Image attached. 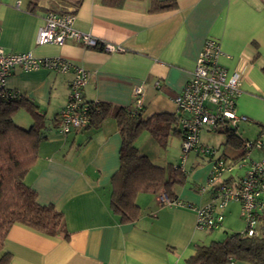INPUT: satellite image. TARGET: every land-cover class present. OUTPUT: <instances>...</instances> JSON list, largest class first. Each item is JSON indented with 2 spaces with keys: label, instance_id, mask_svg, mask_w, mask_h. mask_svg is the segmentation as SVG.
I'll list each match as a JSON object with an SVG mask.
<instances>
[{
  "label": "crops",
  "instance_id": "0c3cea01",
  "mask_svg": "<svg viewBox=\"0 0 264 264\" xmlns=\"http://www.w3.org/2000/svg\"><path fill=\"white\" fill-rule=\"evenodd\" d=\"M176 2L175 9L156 12L150 11L151 0H128L122 7L82 0L76 10L65 4L62 9H74L76 28L122 47L110 52L74 40L63 45L38 44L39 28L49 9L60 6L57 0H39L33 11L29 0H0V47L40 58L59 57L82 67L88 73L82 90L88 102L135 108L134 89L141 87L143 117L149 118L158 113L178 116L175 97L190 80L205 42L216 39L224 52L220 63L230 74L242 76L236 111L248 119L240 121L234 132L252 122L261 127L260 137L264 134V0ZM73 77V69L24 71L17 67L7 79V86L35 103L43 117L46 138L25 182L36 190L40 204H54L64 213L65 231L48 236L13 224L0 251V264L6 254L4 264H189L196 245L204 244L193 209L163 204L159 193H140L136 202L141 215L136 222L121 223L111 211V178L119 168L122 145L116 119L109 116L98 127L69 133L58 130L57 115L66 104ZM14 120L24 128L34 122L25 110L18 111ZM235 137L243 139L239 134ZM200 141L209 145L207 139ZM226 141L224 146L239 149ZM136 145L155 165L176 163L177 157L171 158L168 148L162 150L147 131ZM180 153L179 139L178 157ZM217 153L232 160L241 152ZM263 156L262 150L251 153L253 159ZM213 159L189 155L187 182L173 187L179 200L199 205L211 199L210 192L200 193L197 188L206 183ZM189 175L192 180L188 181Z\"/></svg>",
  "mask_w": 264,
  "mask_h": 264
},
{
  "label": "built area",
  "instance_id": "2783aa9c",
  "mask_svg": "<svg viewBox=\"0 0 264 264\" xmlns=\"http://www.w3.org/2000/svg\"><path fill=\"white\" fill-rule=\"evenodd\" d=\"M74 9H49L43 25L39 28L38 44L63 45L69 40L77 41L86 47H101L105 51L122 50L119 45L106 42L75 26ZM224 54L220 43L213 38L205 42L199 53L190 80L183 91L175 97L178 127L182 133L180 161L174 167L188 174L187 160L191 153L197 156L214 158L205 184L199 186L200 193L210 192L211 199L204 204H193L172 199L162 189L159 193L163 204L178 205L193 209L197 215V228L213 231L223 225L224 210L230 201L241 204L246 222L245 235L257 234L260 219L264 217V156L253 159V149L264 152V134L254 141L243 140L241 153L236 159L229 160L217 153L213 146L200 141L203 129L219 132L225 128L235 130L246 115L236 111V99L241 94L242 76L230 74L219 59ZM33 71L47 68L56 72L74 70L66 104L57 115V128L63 133L79 131L90 127L94 102L83 99L82 90L88 80V73L82 67L72 65L59 57L40 58L31 52H7L0 47V99L19 98L22 94L7 86V79L15 68ZM157 87L161 86L156 81ZM135 110L143 108V90L134 89ZM245 169L242 175L234 173ZM233 262V261H232Z\"/></svg>",
  "mask_w": 264,
  "mask_h": 264
},
{
  "label": "trees",
  "instance_id": "16d2710c",
  "mask_svg": "<svg viewBox=\"0 0 264 264\" xmlns=\"http://www.w3.org/2000/svg\"><path fill=\"white\" fill-rule=\"evenodd\" d=\"M74 6L82 0H61ZM128 0H101L105 5L122 7ZM39 0H29L30 10L37 8ZM177 6L176 0H151L150 11H169ZM101 48V47H100ZM264 71V67H263ZM90 126L98 127L104 119H116L122 137L119 151V168L111 178L110 209L121 223L136 222L141 208L136 199L140 193H160L164 189L172 199H177L175 185H184L188 175L172 164L155 165L148 156L140 153L136 140L145 131L149 132L166 150L170 137L182 140L178 127L179 117L172 113H158L143 117V109L114 106L106 102H94ZM20 110L27 111L34 122L30 128L19 126L14 117ZM44 120L38 107L25 96L0 99V251L13 224H21L48 236L65 231L64 213L54 204H40L36 190L28 186L25 178L38 158V149L46 138L43 134ZM227 134L226 143L238 148L234 130H220ZM258 233L252 236L243 232L228 233L222 240L196 245L189 264H229L245 261L264 264V217L260 219ZM9 255L1 260L6 263Z\"/></svg>",
  "mask_w": 264,
  "mask_h": 264
},
{
  "label": "rangeland",
  "instance_id": "374dc122",
  "mask_svg": "<svg viewBox=\"0 0 264 264\" xmlns=\"http://www.w3.org/2000/svg\"><path fill=\"white\" fill-rule=\"evenodd\" d=\"M57 1L59 2L62 8H64L65 4H67L66 1H61V0H57ZM259 128L261 130V127H259L258 125L252 122L251 123L247 122V124L246 123L241 124L234 133L241 135L243 137V140L254 141L258 137L257 134L259 132ZM200 139L201 140L207 139L209 145L214 146L219 151V153L222 152L223 150H226L230 154H234V153H237V151L241 152V149H242V148H239L236 151V149L233 146H230V145L224 146L223 143L227 139V134L223 132H209L207 134L203 130L200 133ZM178 142H179L178 137H175V138L172 137V139L170 137L169 143L167 145L168 155L171 156V158H173L174 156L177 157L175 165L178 164L177 162L180 161L178 154H177L178 153ZM254 150H258V149L255 148L253 149V151ZM201 164H204V161H202ZM244 170L245 169H239L235 171L234 173L242 175L244 173ZM189 180H192L191 175H189L188 181ZM224 217H225L224 223H223L224 227H221L213 231L202 230L203 231L202 237L204 240L203 241L204 244H209L212 241L223 239L226 236L227 232L235 233V232H243L245 230L246 222L242 214L241 204L239 202L230 201L225 208Z\"/></svg>",
  "mask_w": 264,
  "mask_h": 264
}]
</instances>
